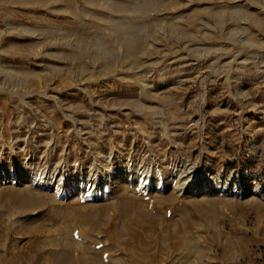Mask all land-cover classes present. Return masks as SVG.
I'll use <instances>...</instances> for the list:
<instances>
[{"label": "rangeland", "instance_id": "374dc122", "mask_svg": "<svg viewBox=\"0 0 264 264\" xmlns=\"http://www.w3.org/2000/svg\"><path fill=\"white\" fill-rule=\"evenodd\" d=\"M95 179L175 232L153 264H264V0H0V255L31 240L17 197Z\"/></svg>", "mask_w": 264, "mask_h": 264}, {"label": "bare ground", "instance_id": "6f19581e", "mask_svg": "<svg viewBox=\"0 0 264 264\" xmlns=\"http://www.w3.org/2000/svg\"><path fill=\"white\" fill-rule=\"evenodd\" d=\"M45 179L46 177L42 176L38 183L41 181L45 187H50V179ZM95 181L96 179L85 190L86 194L85 192H76L74 194L75 196L79 195V198L73 197L66 203L59 202L56 197L52 199L49 197V204L47 205L40 198V192L31 189L25 195L22 194L21 197H17V205L12 210L17 214L19 212H29L30 214L26 224L19 229V233L30 236L31 240L23 248H18L15 251L9 249L10 256L8 257H3L2 255L5 253L1 251L0 264H153L158 261L159 252L165 250L162 241L176 238L175 232L165 235L159 234V240L153 237L158 230L157 220L160 216L154 214L156 213L155 210L148 213L147 211L150 209L147 208V203L144 204L135 195L133 197L134 193H129L131 183L115 182L114 186L121 184L122 191L116 193L118 195L116 201L106 202L107 198L103 197L106 195V190L103 191V196L102 193L100 196V188H97ZM89 182L87 181L86 186ZM143 182L142 180L141 184ZM146 185H150L148 180L143 185L145 189H147ZM180 188H182L181 184L174 186V189L179 191ZM188 188H191L192 194H199L203 192L205 186L197 184ZM56 195H60L59 190H56ZM87 195L95 200L87 198ZM99 198L102 202L97 201ZM188 203L199 215L204 212V208L202 209L203 202L200 200L192 199ZM145 205L147 209H145ZM37 208H40L41 213L38 212L40 214L34 213ZM111 216L117 220V223L111 221ZM39 218L48 221L34 224ZM53 227L55 230H51ZM79 227L92 231L94 238L86 237L85 231H81ZM109 235L112 238H109ZM109 240L111 241L109 242ZM118 242L128 251L129 258L112 255L111 250L114 248V244L116 245Z\"/></svg>", "mask_w": 264, "mask_h": 264}]
</instances>
